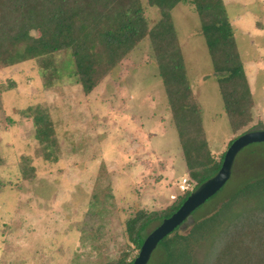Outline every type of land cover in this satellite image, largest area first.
I'll use <instances>...</instances> for the list:
<instances>
[{
	"label": "rangeland",
	"instance_id": "rangeland-1",
	"mask_svg": "<svg viewBox=\"0 0 264 264\" xmlns=\"http://www.w3.org/2000/svg\"><path fill=\"white\" fill-rule=\"evenodd\" d=\"M78 1L98 18L93 26L80 28L92 44V60L82 76L90 83L102 66H109L110 58L93 47L97 25L106 23L103 18L131 19L139 9L149 28L160 17L147 0ZM224 3L253 99L251 120L236 132L224 112L194 6L180 2L172 10L215 159L236 135L264 129V0ZM46 9L43 0H0V264H104L127 249V218L138 210L165 208L185 192L179 187L187 177L185 162L149 36L87 91L76 81L70 49L31 55L27 44L8 39L10 28L19 32L26 23H31L27 36L38 37ZM28 108L49 114L57 140L55 161L43 158ZM263 173L264 142L238 152L228 181L179 230L185 234L196 219L208 217L201 232L227 240L226 251L208 262L207 242L201 238L193 242L189 264H264V241L247 228L262 214L252 209L253 198L232 205L235 212L243 211L235 224L215 211L243 183Z\"/></svg>",
	"mask_w": 264,
	"mask_h": 264
},
{
	"label": "trees",
	"instance_id": "trees-1",
	"mask_svg": "<svg viewBox=\"0 0 264 264\" xmlns=\"http://www.w3.org/2000/svg\"><path fill=\"white\" fill-rule=\"evenodd\" d=\"M103 1L105 0H89V3L97 5ZM43 2L47 5V13L40 35L36 38L28 37L26 32L31 23H26V27L19 32L10 28L8 39L14 43L19 42L20 45L27 44L31 55L55 52L61 49H70L72 54H76V52L84 50L85 52L81 56L74 54L73 61L76 81L81 83L87 91L97 85L100 78L107 74L109 69L136 42L146 34L149 36L150 46L154 53L158 73L164 86L167 103L182 150L186 178L193 187L185 190L165 208L151 211L138 210L133 216L126 219L125 231L130 243L118 258L104 264H131L138 253L133 255L132 252L134 250L139 251L147 234V229L152 224H159L164 218L175 212L192 190L213 176L220 168L225 152L221 154L219 159H215L209 149L203 125L202 107L192 92L172 20V10L180 2H190L194 6L199 17L201 33L210 55L212 69L216 74L223 109L227 115L230 128L236 132L251 120L253 99L234 37L233 26L227 16L224 0H147L148 4L156 7L160 13L159 19L151 27H147L143 10L139 9L134 18H120L118 22L103 18L105 19L103 22L106 23L97 25V41L93 47L100 50L102 55L110 58V61L109 66H102V72L97 74L98 77L93 83H90L82 80V76L84 70L90 66L88 63L92 60L93 53L90 52L91 55L89 53L92 44L90 45L89 42L90 37L80 33V28L83 25L93 26L98 18L87 14L86 8L80 7L78 0H43ZM103 16L100 15L99 18ZM85 17L87 18L86 22H84ZM3 34L4 30L1 26L0 35L3 36ZM28 110L33 118L34 136L41 146L43 158L55 161L57 159L55 152L57 140L54 136V127L49 114L41 109L28 108ZM238 135L232 138L228 145ZM218 192L208 198L206 202ZM248 195L254 200L252 209H258L262 214L252 219L247 228L253 232L257 241L263 242L264 173L243 183L215 211L218 214L222 212V215H227L228 220L235 224L241 219L243 211L235 212L232 205L240 198ZM252 209L248 208V210ZM207 221L208 217L205 216L196 219L190 224V229L185 234L179 231L186 221L183 222L180 227L175 228L159 241L147 264H152L154 256L156 262L153 264H189L192 261L193 242H198L203 238L207 242L209 256L206 260L208 262L220 252L226 251L227 240L225 242V239L220 237L210 239L201 232Z\"/></svg>",
	"mask_w": 264,
	"mask_h": 264
},
{
	"label": "water",
	"instance_id": "water-1",
	"mask_svg": "<svg viewBox=\"0 0 264 264\" xmlns=\"http://www.w3.org/2000/svg\"><path fill=\"white\" fill-rule=\"evenodd\" d=\"M257 142H264V129L248 130L239 134L226 148L218 171L200 183L190 192L175 212L164 218L146 234L138 254L131 264H147L159 241L175 228L180 227L196 208L204 204L228 181L238 152L245 146Z\"/></svg>",
	"mask_w": 264,
	"mask_h": 264
},
{
	"label": "built area",
	"instance_id": "built-area-1",
	"mask_svg": "<svg viewBox=\"0 0 264 264\" xmlns=\"http://www.w3.org/2000/svg\"><path fill=\"white\" fill-rule=\"evenodd\" d=\"M180 189L182 191H185L187 189H191L192 188V183L187 179V178H183L181 184L179 185Z\"/></svg>",
	"mask_w": 264,
	"mask_h": 264
}]
</instances>
